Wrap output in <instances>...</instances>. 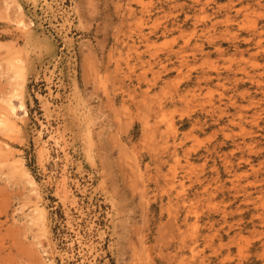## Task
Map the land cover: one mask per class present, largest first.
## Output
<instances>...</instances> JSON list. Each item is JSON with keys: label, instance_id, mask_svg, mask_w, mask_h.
Instances as JSON below:
<instances>
[{"label": "rangeland", "instance_id": "374dc122", "mask_svg": "<svg viewBox=\"0 0 264 264\" xmlns=\"http://www.w3.org/2000/svg\"><path fill=\"white\" fill-rule=\"evenodd\" d=\"M5 1L0 264H264V0Z\"/></svg>", "mask_w": 264, "mask_h": 264}, {"label": "bare ground", "instance_id": "6f19581e", "mask_svg": "<svg viewBox=\"0 0 264 264\" xmlns=\"http://www.w3.org/2000/svg\"><path fill=\"white\" fill-rule=\"evenodd\" d=\"M16 0H11V2L15 3ZM7 4L8 0L5 1ZM22 10L23 7L18 4L17 6H15L14 10L12 11L13 13V21L15 24H17L18 26L24 28L25 33H26V37L28 42H36V36H34L33 34L29 33L28 28H27V24L26 21H24L22 18ZM22 17V18H21ZM31 25V24H30ZM33 25V24H32ZM30 27V26H29ZM260 37V36H259ZM261 38L259 39V41H257V45L261 46L262 42H261ZM248 41V40H247ZM46 44V43H45ZM49 44V43H48ZM49 46V45H48ZM47 49V48H46ZM13 61V62H12ZM11 62H9V69H14V77L18 80V85L23 89L25 87V73L23 71V59L22 58H14ZM23 66V67H22ZM26 66V65H25ZM26 83V82H25ZM18 101V102H16ZM0 104H1V108L3 110H0V127L1 128H7V129H11L12 127H14V125H16V118H18V112L19 111H24V115L27 116V111L24 108V104H23V98L22 95L20 93H18L17 88L15 90H12L10 93H8L6 96H3L0 98ZM0 108V109H1ZM86 120V124L88 126V129H90V125H92L93 123V119H92V113H91V109L88 108L87 109V114H85L84 118ZM18 126V125H17ZM14 129V128H13ZM2 132V131H1ZM4 144V143H3ZM7 144V143H6ZM5 145V144H4ZM0 147H2V144L0 145ZM8 146H5V148ZM6 150V149H5ZM9 150V149H7ZM4 151V150H3ZM18 152V151H16ZM6 155V153H5ZM42 155V154H41ZM15 158V155L13 153L10 152V154H8L7 156V160H13ZM17 158V157H16ZM15 158V159H16ZM20 158V157H19ZM20 160V159H19ZM17 161V160H16ZM20 163V161H18ZM12 164V163H11ZM9 165V164H8ZM24 167V166H23ZM12 168V167H11ZM18 168V167H17ZM22 168V167H21ZM23 171V170H22ZM22 173V172H21ZM24 174L28 177V181L32 187V192L35 194L36 199L40 198V192H39V186L38 183L36 182L37 180L34 179L33 176L30 175V173L27 171L24 172ZM25 176V177H26ZM66 179V178H65ZM41 191V189H40ZM31 192V193H32ZM67 192V191H66ZM30 193V194H31ZM43 207V206H42ZM31 209V208H30ZM31 213L32 216H30V222L35 226V227H43L46 228V223H47V213L43 208H40L38 204L33 205L32 209H31ZM31 215V214H30ZM27 217V216H26ZM29 217V215H28ZM48 225V224H47ZM47 229V228H46ZM45 231V230H44ZM49 232V231H48ZM45 233H47L45 231ZM48 234V233H47ZM52 252V251H51Z\"/></svg>", "mask_w": 264, "mask_h": 264}]
</instances>
